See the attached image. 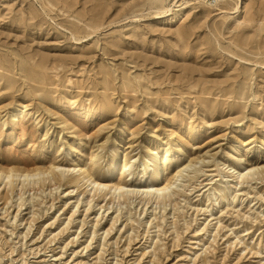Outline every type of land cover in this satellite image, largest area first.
<instances>
[{"label":"rangeland","instance_id":"rangeland-1","mask_svg":"<svg viewBox=\"0 0 264 264\" xmlns=\"http://www.w3.org/2000/svg\"><path fill=\"white\" fill-rule=\"evenodd\" d=\"M9 168L0 264H264V0H0Z\"/></svg>","mask_w":264,"mask_h":264},{"label":"bare ground","instance_id":"bare-ground-1","mask_svg":"<svg viewBox=\"0 0 264 264\" xmlns=\"http://www.w3.org/2000/svg\"><path fill=\"white\" fill-rule=\"evenodd\" d=\"M240 2V1H239ZM239 9V8H238ZM125 164L126 165H130L131 161L125 160ZM187 168H190L187 167ZM54 168H50L47 170H42V169H34V170H28V169H18V168H9L8 170H0V176H4V179H7V182H11V184H13V179L16 178H23L24 181L29 180L31 178H35V177H40V176H44L45 174L48 173H53ZM162 175L157 177V179L159 180L158 182V186L153 188V187H147V188H143V189H139L138 192H143L144 195H146L147 197H149L150 199H159V198H165L167 197V193L169 192V190L172 189V187H174L176 185V182L179 178H181L184 173H185V169L178 171L175 180L173 179H166L167 177V168L163 167L161 169ZM166 179V180H165ZM83 180L86 181V183L91 184L95 190H107L109 192L112 193H138V192H131L128 190V183L125 181H119L118 183H104L103 181H101V179L98 178H94V176L90 173L87 172L84 177Z\"/></svg>","mask_w":264,"mask_h":264}]
</instances>
